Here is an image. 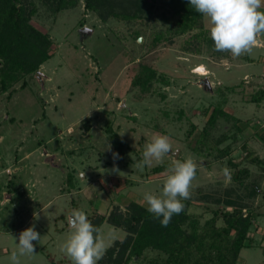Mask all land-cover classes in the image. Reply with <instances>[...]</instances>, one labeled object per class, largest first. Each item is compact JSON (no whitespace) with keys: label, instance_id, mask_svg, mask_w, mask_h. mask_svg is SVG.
Instances as JSON below:
<instances>
[{"label":"rangeland","instance_id":"1","mask_svg":"<svg viewBox=\"0 0 264 264\" xmlns=\"http://www.w3.org/2000/svg\"><path fill=\"white\" fill-rule=\"evenodd\" d=\"M37 7L32 24L50 37L52 56L23 87L20 80L0 93V264H11L15 238L30 225L41 238L19 264H73L61 246L74 212L84 211L93 222L112 211L124 213L130 201L145 206L144 193H160L165 164L174 160L191 156L197 162L186 200L187 213L199 224L214 210L227 209L212 197H222L228 188L246 191L238 190L231 174L242 166L259 174L258 165L246 160V150L264 160L259 135L264 99L251 101L264 89V33L250 52L233 57L214 50L205 15L200 27L177 33L158 12L125 23L101 20L82 1L74 11L56 15ZM156 33L161 39L153 43ZM140 64L155 71L146 90L132 84ZM218 102L242 128L238 131L232 119H218L214 136L236 135L220 144H230V155L222 160L195 140L205 111ZM109 129L125 140L119 159L107 147L115 151ZM158 133L169 136L172 152L162 164L137 169L145 145ZM229 157L238 166H227ZM156 166L162 168L155 171ZM9 179L20 184L21 198L11 200L16 192H7ZM259 183L261 191L250 200L260 214L250 229L252 246L241 250L237 264H264V174ZM222 223L219 218L217 225ZM97 231L109 247L126 236L105 219ZM165 257L146 249L127 264H162ZM117 261L118 255L109 258L105 252L98 264Z\"/></svg>","mask_w":264,"mask_h":264},{"label":"trees","instance_id":"2","mask_svg":"<svg viewBox=\"0 0 264 264\" xmlns=\"http://www.w3.org/2000/svg\"><path fill=\"white\" fill-rule=\"evenodd\" d=\"M80 1L86 11L94 13L103 21L113 18L129 23L158 12L161 19L171 20L177 33L200 27L202 20V14L196 12L188 0H0V93L13 89L14 84L20 80L23 87L27 79L39 70L40 65L52 56L50 37L32 24V16L38 10L37 3L45 11L56 15L63 11H74ZM79 24H83V21ZM134 36L138 37L139 33ZM160 39L161 34L156 33L152 42ZM154 78V69L140 64L132 84L146 90ZM263 99L264 89L258 90L251 101L258 103ZM205 112L204 126L198 131L195 140L202 146L212 148H208L210 151L216 150L222 160L225 155H230V144L221 147L220 144L228 137L235 140L236 135L233 133L228 136L222 132L214 136L212 130L216 128L218 119H232V125L238 131L242 128L238 125L239 120L226 112L220 102ZM194 128L192 125L189 133ZM110 129L114 149L121 153L125 140ZM259 135L264 144V131ZM246 155L248 163L258 165L259 174H253L248 166L235 168L237 162L229 157L226 165L235 168L231 179L237 184L238 190L246 191L238 192L235 188H228L222 197H212L213 202H223L227 209L214 210L211 218L202 224L187 213V200H184V209L174 214L167 226H162L145 206L134 201L127 204L124 213L112 211L106 218L97 216L92 222L97 230L105 219L126 231L123 240H115V245L107 248V256L111 258L113 254L118 255L115 264H127L130 259L140 257L146 249H154L166 255L162 264H237L241 250L252 246L253 240L249 233L260 214L254 211L250 200L261 191L259 179L264 174V160L253 156L249 150H246ZM169 165L165 164L166 167ZM161 168L156 166L154 170ZM6 187L9 194L16 192L11 200H15V196L21 198L24 194L20 184L10 179ZM219 218L223 223L217 225Z\"/></svg>","mask_w":264,"mask_h":264},{"label":"clouds","instance_id":"3","mask_svg":"<svg viewBox=\"0 0 264 264\" xmlns=\"http://www.w3.org/2000/svg\"><path fill=\"white\" fill-rule=\"evenodd\" d=\"M193 9L209 18L208 29L214 50L230 52L238 57L250 52L257 43L259 34L264 33V0H188ZM114 158L120 154L111 149ZM173 146L167 134H155L145 145L142 159L136 167L164 163V157L171 153ZM197 162L188 156L174 160L168 167V174L162 182L159 194L146 191L143 195L146 210L167 226L174 214L184 209V200L190 196V186L196 175ZM84 178V172H81ZM71 232L62 244V251L73 264H98L104 256L109 243L97 235L96 226L82 210L74 212L70 219ZM40 233L34 226L24 228L18 235L16 247L11 250V264H19L21 256L32 254L33 242H38Z\"/></svg>","mask_w":264,"mask_h":264}]
</instances>
